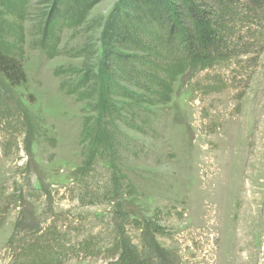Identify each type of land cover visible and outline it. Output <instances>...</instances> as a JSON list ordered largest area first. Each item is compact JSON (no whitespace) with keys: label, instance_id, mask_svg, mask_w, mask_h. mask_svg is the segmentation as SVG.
Wrapping results in <instances>:
<instances>
[{"label":"rangeland","instance_id":"obj_1","mask_svg":"<svg viewBox=\"0 0 264 264\" xmlns=\"http://www.w3.org/2000/svg\"><path fill=\"white\" fill-rule=\"evenodd\" d=\"M117 1L43 37L50 0H0V27L26 31L8 48L25 83L0 76V264L32 244L59 264H264V12L233 27L231 59L185 75L170 59V102L87 167L96 114L67 91Z\"/></svg>","mask_w":264,"mask_h":264},{"label":"trees","instance_id":"obj_2","mask_svg":"<svg viewBox=\"0 0 264 264\" xmlns=\"http://www.w3.org/2000/svg\"><path fill=\"white\" fill-rule=\"evenodd\" d=\"M50 1L38 30L43 37L53 25L60 29L84 25L101 0ZM263 12L264 0H118L98 25L100 54L97 58L94 54L85 56L79 70L82 76L67 91L90 103L96 114L85 121L94 125L85 130L89 141L84 150L85 166H90L93 157L106 159L107 154L113 165L119 124L131 127L137 120L147 123L152 109L170 102V59H183L188 64L182 73L185 75L235 57L228 41L233 27L249 18L257 21ZM25 32L24 28L0 27V76L11 88L25 83V73L15 51L8 49L9 43H21ZM55 245L25 247L19 264H59L62 252Z\"/></svg>","mask_w":264,"mask_h":264}]
</instances>
